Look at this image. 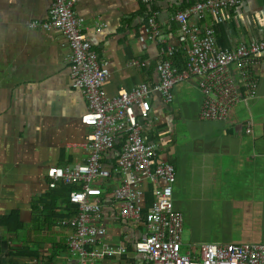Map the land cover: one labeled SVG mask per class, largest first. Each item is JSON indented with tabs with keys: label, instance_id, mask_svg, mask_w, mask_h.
<instances>
[{
	"label": "crops",
	"instance_id": "0c3cea01",
	"mask_svg": "<svg viewBox=\"0 0 264 264\" xmlns=\"http://www.w3.org/2000/svg\"><path fill=\"white\" fill-rule=\"evenodd\" d=\"M53 1L0 0V264H71L67 241L73 229L60 224L69 212L63 200L53 196L61 191L48 189L47 175L53 167L76 169L87 162L92 128L82 119L91 112V105L71 81L65 60L67 42L56 31L30 27L36 20H47ZM197 1L159 0L148 6L137 0L77 1L75 12L85 20L87 38L109 72L103 85L108 98L121 89L130 90L139 83L154 85L159 80L156 67L164 60L158 56L160 44L142 41L150 12L158 11V20H162L187 12ZM233 17L238 18L237 25ZM187 22L213 31L218 47L232 50L241 43L264 39V0H240L231 16L190 13ZM98 24L104 27L97 28ZM177 34L176 26L161 29L162 38L172 45L178 44ZM135 59L150 65L140 71L131 64ZM184 60L181 65L176 57L173 63L184 69ZM257 74L264 86V53ZM200 81L195 77L176 86L170 104H161L154 97L150 117L143 120L138 116L137 120L148 137L162 140L157 160L174 165V206L190 209L194 203L208 200L213 212L231 198L247 201L260 215L251 236L264 234V97L258 95L233 107L224 121L202 122L198 120ZM198 124H207L208 129L203 131ZM249 127L253 135L246 134ZM126 140L120 134L113 149L102 155V164L113 169L120 153L115 147L122 148ZM178 150L183 154H177ZM168 151L170 156H166ZM199 151L206 160L196 155ZM213 151L216 162L210 163ZM189 171L198 174L194 176L197 196L187 190ZM227 173L233 178L218 188V181ZM116 183L106 185L103 194L111 198ZM161 184L159 180L143 185L144 212L152 206L155 188ZM109 197L100 222L106 231L104 242L126 247L127 252L104 256L97 264H131L138 257L135 243L144 233V221L124 223ZM11 215L18 217V223L11 220L12 230L1 225ZM225 227L223 221V230ZM229 239L231 242L222 243L246 238Z\"/></svg>",
	"mask_w": 264,
	"mask_h": 264
},
{
	"label": "built area",
	"instance_id": "2783aa9c",
	"mask_svg": "<svg viewBox=\"0 0 264 264\" xmlns=\"http://www.w3.org/2000/svg\"><path fill=\"white\" fill-rule=\"evenodd\" d=\"M78 0H54L45 21L36 20L31 28L56 31L67 42L70 78L73 85L82 89L91 105V112L82 123L91 127L87 148L89 158L85 166L76 169L53 167L48 171V189L60 185L73 186L69 203L74 214L60 219V224L73 229L67 241L71 264H97L104 256L115 257L127 252L126 247H112L104 242L105 228L100 225L104 201L108 195L103 188L116 180L112 199L120 219L134 224L142 218L144 233L135 243L137 259L131 264H264V243H202L197 248L182 244L185 215L175 210L172 200L176 175L172 164L156 161L162 147L161 139L144 135L138 116L150 117L151 100L156 97L161 104L173 100V89L200 77L201 104L198 120L202 122L224 121L230 110L261 95L258 71L262 65L264 39L249 44L241 43L235 49L218 47L213 31L191 26L188 15L219 17L231 16L240 0H200L185 13L171 14L158 20L160 13L151 11L144 28V39L158 41V56L164 60L156 70L159 81L155 85L139 83L130 90L121 89L108 98L103 85L109 72L99 61L86 34L85 20L77 16ZM149 5L159 0H137ZM238 24V18L233 17ZM176 26L177 45L161 36L164 27ZM104 27L98 24L97 28ZM184 55L185 68L178 69L173 59ZM138 70L149 62L133 60ZM247 135H253L249 127ZM125 134L126 142L117 157L113 169L101 162L103 154L110 152L117 137ZM162 181L154 191V201L146 212L142 209L143 185L150 181Z\"/></svg>",
	"mask_w": 264,
	"mask_h": 264
},
{
	"label": "rangeland",
	"instance_id": "374dc122",
	"mask_svg": "<svg viewBox=\"0 0 264 264\" xmlns=\"http://www.w3.org/2000/svg\"><path fill=\"white\" fill-rule=\"evenodd\" d=\"M198 127L201 128L203 131L208 129L207 124H198ZM86 150L88 151V149ZM179 153L183 154L182 150H178L177 154ZM203 154L204 153H202V151L196 153L198 157H201L202 159L206 160ZM210 154H212L213 157L208 162L215 163V152L213 151ZM193 155H195V153H193ZM85 165L86 163L83 166ZM187 174V190L191 195L197 196L199 194L198 182L194 179V176L198 177V174L195 175L193 172L190 171ZM230 176L233 178V175H230L229 173L224 174L222 182L220 183L218 181V188L220 187V184L224 186L229 180ZM208 192L212 193L211 190H209ZM207 198L209 197H202V199ZM207 202L208 200H205L202 203H194L190 209L188 207H180L175 204V210L181 211L185 215V222L182 232L183 245H193L198 248L200 244L206 242H231L229 238H246L242 239L241 241H236L237 243H264V234H255L254 236H251L254 223L260 218V215L251 210V206L248 204L247 201L231 198L229 199L228 204L220 206L218 210L213 212L209 211ZM230 220L233 222V228H230ZM223 221L226 226L225 230H223L222 228Z\"/></svg>",
	"mask_w": 264,
	"mask_h": 264
},
{
	"label": "trees",
	"instance_id": "16d2710c",
	"mask_svg": "<svg viewBox=\"0 0 264 264\" xmlns=\"http://www.w3.org/2000/svg\"><path fill=\"white\" fill-rule=\"evenodd\" d=\"M90 42V41H89ZM91 43V42H90ZM93 47V46H92ZM94 50V49H93ZM95 51V50H94ZM95 53H96V51H95ZM96 55H97V53H96ZM97 57H98V55H97ZM176 57H179V59H180V64L182 65V62H183V59H184V55H182V54H180V55H177ZM175 57V58H176ZM174 58V59H175ZM99 59V58H98ZM174 59H173V62H174ZM100 61V60H99ZM160 64V63H159ZM158 64V65H159ZM150 65V64H149ZM157 65V66H158ZM185 66V60H184V64H183V67ZM182 67V68H183ZM157 68V67H156ZM159 77V76H158ZM159 81V80H158ZM105 84V83H104ZM155 85V84H154ZM103 89H104V87H103ZM174 90V89H173ZM173 92V91H172ZM171 103V102H170ZM170 103H168V104H170ZM147 120V119H146ZM144 131V130H143ZM144 135L145 136H147L146 134H145V132H144ZM148 137V136H147ZM150 138V137H149ZM151 139H155V138H151ZM159 139V138H158ZM162 149V147L159 149V151ZM121 150V147H120V145H117L116 147H115V151H117V152H119ZM159 151L157 152V155H156V161H158L157 160V156L159 155ZM171 151H168L167 152V154L168 155H166V156H170L171 154H172V152L170 153ZM105 155H107V154H105ZM104 155V156H105ZM159 162H170L169 160H162V161H159ZM105 164V163H104ZM108 164V163H107ZM171 164V163H170ZM173 165V164H172ZM173 167H174V165H173ZM78 168V167H77ZM174 170H175V168H174ZM58 189L61 191V192H55V193H53V196L54 197H57V198H61L62 200H63V205H64V207H65V211H67L68 210V215L67 216H71V215H73L74 214V211L73 210H75L76 208L75 207H73L72 205H70V203H69V194H70V192L71 191H73L74 190V187L73 186H64V185H60L59 187H58ZM104 195H105V192H104ZM66 214V213H65ZM12 219H14L15 221H16V223H18V217L16 216V215H11L9 218H5V219H3L2 221H1V225H3V226H8L9 228H10V230H12L13 228H12V225H11V220ZM20 228V227H19Z\"/></svg>",
	"mask_w": 264,
	"mask_h": 264
}]
</instances>
